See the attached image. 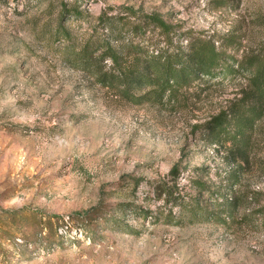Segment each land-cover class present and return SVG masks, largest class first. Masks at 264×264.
Instances as JSON below:
<instances>
[{"label":"rangeland","instance_id":"obj_1","mask_svg":"<svg viewBox=\"0 0 264 264\" xmlns=\"http://www.w3.org/2000/svg\"><path fill=\"white\" fill-rule=\"evenodd\" d=\"M61 1L72 3L0 0V264H264V111L245 161L201 129L248 74L198 81L173 100L123 101L63 61ZM77 1L89 13L65 22L77 39L103 9L129 5L159 13L182 46L207 39L236 63L264 48V0ZM159 181L175 201L215 211L208 196L220 191L237 204L225 223L194 221L158 197Z\"/></svg>","mask_w":264,"mask_h":264},{"label":"trees","instance_id":"obj_2","mask_svg":"<svg viewBox=\"0 0 264 264\" xmlns=\"http://www.w3.org/2000/svg\"><path fill=\"white\" fill-rule=\"evenodd\" d=\"M110 9H103L94 17V24L89 23V33L77 39L65 22L70 17L78 20L89 13L80 9L77 0H72L70 5L61 1L53 35L56 42H63L60 51L63 61L82 71L99 88L132 104L173 100L178 89L198 81L247 73L240 97L201 125L204 140L222 149L232 161H245L251 152V132L264 111V48L245 63H236L207 39L196 37L186 46L179 45L173 39L174 25L159 13L129 5L116 7L114 13ZM240 168L241 163L237 171ZM178 173V165H173L169 175ZM228 178L237 182L238 174H230ZM133 180L135 184L139 181ZM188 180L202 194L207 193L203 182ZM158 187V197L165 204L172 201V205L194 221L207 222L213 218L225 223L237 204L235 198L215 191L208 196L215 211H209L201 207L198 199H188L185 195L175 201L178 192L167 182L159 181ZM168 215L171 216L169 210Z\"/></svg>","mask_w":264,"mask_h":264}]
</instances>
